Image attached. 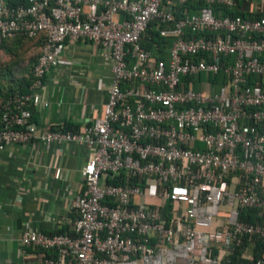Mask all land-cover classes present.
<instances>
[{
    "label": "built area",
    "instance_id": "obj_1",
    "mask_svg": "<svg viewBox=\"0 0 264 264\" xmlns=\"http://www.w3.org/2000/svg\"><path fill=\"white\" fill-rule=\"evenodd\" d=\"M186 4L196 8L176 17ZM215 5L236 0H0V43L43 33L31 91L0 102V152L31 142L87 151L72 234L27 223L19 251L35 250L33 261L8 264H221L241 247V264H264V220L239 219L240 209L264 216V14L216 15ZM152 22L171 39L166 59L143 45ZM80 38L110 64L102 116L79 131L41 127L30 106ZM220 72L212 94L182 80Z\"/></svg>",
    "mask_w": 264,
    "mask_h": 264
},
{
    "label": "crops",
    "instance_id": "obj_2",
    "mask_svg": "<svg viewBox=\"0 0 264 264\" xmlns=\"http://www.w3.org/2000/svg\"><path fill=\"white\" fill-rule=\"evenodd\" d=\"M245 1L244 11L264 14L259 11L260 6L264 8V0ZM167 39L159 51L153 49L154 56L169 57L171 39ZM212 76L190 80L188 85L204 94L216 93L222 79ZM111 83L110 64L99 46L81 38L67 40L58 66L43 78V90L36 102L47 101L48 106L34 104V121L48 128L71 122L81 130L102 116ZM86 158V149L75 144L46 150L39 142H31L9 145L0 152V264L17 262L25 259L24 255L28 262L33 261L29 257L36 254L35 250L26 249L23 256L19 251L18 238L25 224L46 233L68 224L73 213L70 207L81 184V164Z\"/></svg>",
    "mask_w": 264,
    "mask_h": 264
},
{
    "label": "trees",
    "instance_id": "obj_3",
    "mask_svg": "<svg viewBox=\"0 0 264 264\" xmlns=\"http://www.w3.org/2000/svg\"><path fill=\"white\" fill-rule=\"evenodd\" d=\"M247 6V2L245 0H236V5L233 8H228V7H224L221 5H215L213 7L214 9V13L216 15H222V16H236V15H240L243 18H256L259 17L261 15L257 14V13H253V12H248V11H244L246 9ZM196 8V5L194 4H186L184 6H178V8L176 9V17H181V15L183 14V11L185 9H188V11L192 12L194 9ZM166 40H169L167 38H164L160 35L157 24L155 22L150 23V25L148 26V29L146 30V35L145 38H143V45L150 49L153 52V49L156 48L158 51L161 47V44L166 42ZM43 42V33L38 34L36 37H27V36H18L12 39H8L3 41L2 43H0V50L4 51L5 54L9 55L11 60H13L14 57H16L20 50L23 49V47L25 46H29V48L33 47V49L36 50L34 56L32 58L29 59V65H27V67L21 69L19 67H16L19 72L22 73V75L20 77H17L15 79H12L13 81H11L9 83L8 87L2 86V84L0 83V100L3 101L5 100L8 96H10L11 94H14L15 92H19V93H29L30 90V84L31 81L33 79V67L37 62V59L41 53V45ZM169 42V41H168ZM167 42V43H168ZM38 45V46H37ZM34 46H37L40 50L37 51V47L35 48ZM159 48V49H158ZM32 49V48H31ZM163 51V50H161ZM37 56V58H36ZM156 56V55H155ZM157 57V56H156ZM161 58V56L159 57ZM13 63H17L12 61ZM13 74L12 70H9V75ZM206 76V74H201L198 77H196L197 79H200L203 76ZM212 75H209V77ZM6 77H8V74L6 76H3L2 79H5ZM220 78L222 79V84L225 80V75H223V72H220L219 74H215L213 75L211 78ZM184 81L185 85H188L190 80H193L192 77H185L182 79ZM194 81V80H193ZM31 111H32V121L36 120V109L34 104H31ZM35 122V121H34ZM51 130L55 131V130H59V131H66V130H72V131H79V125L71 123V122H65L63 125H60L59 127H51ZM113 183H117L116 181H112ZM255 211L252 209H240V215H239V219L240 220H256L258 222H263L264 220V216H256ZM72 219L74 217H76V212H73L70 216ZM49 234H61V233H65V234H72L71 231V226L69 224H65L59 228H57L56 230L47 232ZM259 245V244H258ZM250 246V248H252L254 251L258 252L259 250V246ZM243 248H238L236 250V254L234 255H230L229 256V260L228 261H224L221 264H241L243 259L240 256V254L242 253Z\"/></svg>",
    "mask_w": 264,
    "mask_h": 264
},
{
    "label": "rangeland",
    "instance_id": "obj_4",
    "mask_svg": "<svg viewBox=\"0 0 264 264\" xmlns=\"http://www.w3.org/2000/svg\"><path fill=\"white\" fill-rule=\"evenodd\" d=\"M35 52L36 50L33 49V47L31 49L29 46H25L22 50H20L19 54L11 60L9 55L0 50V83L2 86L8 87L9 83L13 81L12 79L22 75L16 67L21 69L27 67V65H29V59L34 56ZM12 61H17V63H13ZM9 70H12L13 74L9 75ZM7 74L8 77L2 79V77Z\"/></svg>",
    "mask_w": 264,
    "mask_h": 264
}]
</instances>
